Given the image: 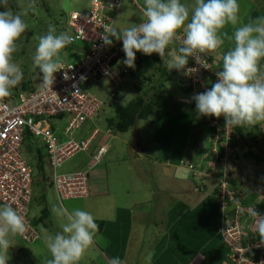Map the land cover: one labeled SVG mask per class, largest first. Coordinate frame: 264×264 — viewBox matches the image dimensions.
<instances>
[{"label":"rangeland","instance_id":"1","mask_svg":"<svg viewBox=\"0 0 264 264\" xmlns=\"http://www.w3.org/2000/svg\"><path fill=\"white\" fill-rule=\"evenodd\" d=\"M30 2L31 0H9V9L14 13L21 14L28 25L24 34L17 41L18 51L14 54L13 59L21 66L24 72L22 81L32 79L34 83L38 84L42 82V76L39 68L33 67V56L35 55L39 38L47 34L49 25L55 26L57 34L60 32L70 34L71 30L67 24L68 17L73 11L86 10L89 0H35L34 7L29 8ZM182 3L187 4L191 8L194 5V0H182ZM238 3L240 5L242 23H247L258 16H264V0H238ZM0 11H4V9L0 7ZM122 14L123 10L118 14L113 28L118 30L125 28L123 26L124 23L120 24ZM122 16L124 17V15ZM226 30L231 34L233 29L229 26ZM78 46L85 48L86 45L78 43ZM232 46L230 42L225 40L220 53H223V48L229 50ZM70 53L75 55L74 51ZM71 54L67 53L64 58L62 55V59L69 60L72 58ZM219 67H222V62H219ZM260 69L261 72H264V61H261ZM180 75L182 73L178 71V74L176 73L172 77L171 84L161 82L162 86H158V77H156L155 87L158 90L164 88L162 89L163 96L157 100L156 108L171 113L170 119L172 120L179 117L178 112L183 111L178 106V103H174L177 97L181 95L188 96V92H184L180 85ZM88 87L89 91L104 101V108L100 110L93 121L103 129L111 128L108 126V120L116 116L115 105H126L137 95L134 86L126 83L114 88L106 78L102 80L90 79ZM110 89L115 90L117 96L113 97L109 93ZM12 90L14 92L19 91L16 89ZM189 100L191 105L196 106L190 95ZM181 117H184V115L181 114ZM186 117H190V115ZM168 125H173L174 128L165 127V122L160 121L158 125L152 127L153 125L150 124L149 120H142L127 132L119 133L114 130V139L110 140L108 138L107 140V143L110 140L112 146L109 156L115 158L113 163L112 161L108 163V178L107 176L106 178L107 186L110 189L109 193L97 191L88 198L58 201L55 198L54 190L48 188L47 204L52 210L53 227L46 228L41 223H37L35 227L39 232L40 238L35 242L27 243L18 235L14 237V245L9 249L8 253V264H46V261L51 259V253L44 243V236L47 233H55L56 230L61 231V225L65 222V218L60 215V209L62 208L68 211L76 208L86 210L93 214L96 218V223L100 221L108 227V234L106 232L97 233L95 242L97 246H93L87 252L93 256V260L90 259L91 261L88 263L80 261V264H109V261L114 257H120L126 261V264H149L145 259L149 252L153 253L150 264H179L180 259L174 257L175 253L181 255V264H187L191 253L192 255L196 254L197 251L195 249L203 244H207L203 250L205 255L212 254L213 250L219 247V242L216 238L209 242L207 241L205 227L210 226L209 224L213 226L215 223L201 218L198 213L202 209L193 213L187 208L182 214L181 205L184 199L186 204L190 203L191 207L207 199L211 189L218 184L215 177L216 174L206 171L210 168V165L204 157L205 150L204 152L201 150L203 153L198 152L197 156H194L192 161L190 160L193 165L205 166V171L194 170L185 164L188 161L187 155L192 150L191 141H187V138L192 137L189 122L187 123L186 120L183 123V119H181V129L174 123H169ZM260 125L264 131V123ZM91 126V122L86 123L83 129L76 133V136L78 138L86 137L88 135L87 131L90 130ZM174 131L177 133L175 137H173ZM166 133H171V135H167L168 137L164 136ZM155 137L159 139L156 138L157 140H155ZM259 137L262 147H256L251 151H254L262 161L258 163L254 158H251L250 154L247 157L242 154V158L234 161V165L231 166L233 174L230 177L234 179V190L243 191L247 195L248 200H253L254 202L264 199V138L262 136ZM139 138L141 141L138 140ZM161 138L163 140L158 145ZM205 138L206 135L202 136L201 141L203 146L208 147L210 142L205 140ZM204 140L205 143L203 142ZM100 142L101 137L94 142L91 152ZM184 143H186L185 151L181 148ZM143 148L144 151H142ZM247 150L249 151V147L244 148L245 152ZM182 151L184 152L182 153ZM135 152H141L143 155L149 156V158L141 160L139 163L135 162V165L133 163L129 164L132 159H136L135 155L137 154ZM23 153L34 169L35 195L30 206V217L35 219L41 216L40 211L45 206V203L41 202L38 196L44 189L43 176L40 175V169L35 160L36 153L28 151V149H24ZM41 153L43 159H45V148H41ZM180 154L183 156V160L177 161L176 157H179ZM130 155H134V157L131 158ZM156 156L165 159L170 158V162L165 166L159 159L156 160ZM89 157L90 154L88 153H79L64 162L58 168V172L65 173L80 169L88 163ZM126 158L129 161H126ZM93 163L94 160H91L90 164L92 165ZM172 164H175L174 168H172L174 166ZM45 171H48V166L45 167ZM194 174L195 178L192 177ZM100 180L104 179L101 177ZM203 185L205 188H203ZM55 200L57 201L55 202ZM140 201L143 205L133 206V202ZM203 206L206 205L204 204ZM212 207L214 211L215 207ZM212 207L210 208L212 209ZM132 216L134 218L130 219ZM260 219L263 218L260 217ZM127 221H142V223L134 224L133 227H130ZM186 222H188V225ZM130 228H133L132 231ZM186 228L189 232L183 230V233H179V230H186ZM254 230L255 227L248 230L246 236L253 234ZM183 236H188L184 242L180 239ZM255 245L258 246L261 243L257 242ZM218 259L219 257L212 259L213 262L210 264H219ZM204 260L200 261L199 259L202 262L201 264H206L208 257ZM195 264H198V261Z\"/></svg>","mask_w":264,"mask_h":264},{"label":"clouds","instance_id":"2","mask_svg":"<svg viewBox=\"0 0 264 264\" xmlns=\"http://www.w3.org/2000/svg\"><path fill=\"white\" fill-rule=\"evenodd\" d=\"M8 4L9 0H0V7L4 9L0 11V98L10 96L12 89L16 88L24 77L21 66L13 57L18 51L17 41L28 25L21 14L9 9ZM34 4L35 0H31L29 8L34 7ZM240 11L238 0H194L191 8L182 3V0H144L142 22L119 30L105 27V43L111 45L112 38L123 42L125 53L123 63L129 67L127 77H130L131 68L135 67L137 52L147 56L158 54L169 70H183L188 65L189 58L208 68L205 57L211 54L217 66L213 54L222 48L227 40L233 46L222 55V67L216 72L217 80L205 92L196 94L191 99L195 101L196 110L201 116H214L217 119L223 116L226 128L253 127L264 123V72L260 69L261 61H264V16L242 23ZM229 26L233 29L231 34L226 30ZM73 40L74 37L67 32L57 34L53 25H49L47 34L39 38L33 56V67L39 68L43 74L45 86L53 84L55 73L63 69L62 54L67 55L64 49L73 43ZM177 42L179 46H176ZM122 82L114 85L110 81L114 87H118ZM91 123L92 126L87 132L98 127L102 130L110 129L112 133L109 135L101 133L98 136V139L103 138L100 144L107 146L102 162L91 165L93 159L89 157L84 168L72 171L88 170L90 193L86 197L77 198H88L92 194L91 171L105 162L109 152L107 140L114 137L112 127L103 129L96 122ZM37 148L39 147L30 150L36 153L35 160L38 166ZM92 152L90 150L88 154ZM45 161L50 166L46 158ZM50 171L52 183L50 188L54 190L59 201L53 184L51 166ZM34 195L33 185L31 204ZM60 215L65 218L61 231L47 233L44 236V243L51 253V259H48L46 264H80L84 255L95 245L99 223H96L92 213L79 208L71 211L62 208ZM253 215L260 219L259 213L254 212ZM244 216L246 221L252 218V215L247 213H244ZM29 218L33 220L30 217V208ZM227 218L233 216L227 215ZM225 220L224 217L219 228L221 236ZM27 230L25 218L17 208L11 203L0 206V264H8L9 249L14 245L13 238L25 235ZM260 234L264 238V223L260 224ZM222 239L224 242L223 236ZM152 255L153 253L149 252L145 258L149 264ZM229 262L231 263L230 259ZM109 264H126V261L114 257Z\"/></svg>","mask_w":264,"mask_h":264},{"label":"built area","instance_id":"3","mask_svg":"<svg viewBox=\"0 0 264 264\" xmlns=\"http://www.w3.org/2000/svg\"><path fill=\"white\" fill-rule=\"evenodd\" d=\"M137 1L92 0L88 9L73 11L67 24L74 40L66 48L77 46L75 57L62 60L63 69L55 73L53 84L45 86L42 75V82L35 90L21 93L12 90L10 96L0 98V205L11 203L24 216L28 230L25 235L18 236L27 243L35 242L40 235L29 218L35 175L23 153L27 149L25 139L30 136L34 141L37 140L35 147L45 148V158L52 169L53 184L59 201L89 195L88 170L59 173L58 168L79 153H90L94 141L101 133H112L110 129L95 127L86 137L76 136L86 123L94 121L103 106V102L88 90V81L106 78L118 85L129 74V67L123 63V42L112 40V44L107 45L105 27H114L124 3L137 4ZM78 43H84L85 48H80ZM176 46H179V42ZM205 59L208 68L189 58L188 65L183 69L184 81L191 98L205 92L217 80L218 69L211 54ZM204 118L210 127L215 128L212 137L206 136L215 154H218L219 141L225 138L226 159L233 151L227 145L234 128L225 127L223 116L219 119L214 116ZM106 152L107 146L100 144L90 157L94 163H100ZM190 168L193 169V166ZM218 196H221L223 211L228 206V199L236 207L233 218L224 215L226 220L221 228L230 261L234 264H264L262 257L255 261L247 256L257 245L244 244L241 221L244 213H254L253 208L242 206L226 182L220 186ZM252 217L256 218L254 215Z\"/></svg>","mask_w":264,"mask_h":264},{"label":"trees","instance_id":"4","mask_svg":"<svg viewBox=\"0 0 264 264\" xmlns=\"http://www.w3.org/2000/svg\"><path fill=\"white\" fill-rule=\"evenodd\" d=\"M75 48H77V46H71V47L65 48L64 52L71 54L70 52L74 51V54H75V51H76ZM64 57L65 56L63 55V58ZM74 57L75 55H72V58ZM62 60H66V59H62ZM216 68L220 70L221 67L218 68L216 66ZM42 75L43 74L41 73V76ZM97 80H100V79H97ZM39 85H37V83H34V80L29 79V80L22 81L20 85H18L14 89L19 90L16 93L28 92V91L35 90ZM109 93L113 95V97L117 96V94L115 93V90L113 89H110ZM158 94H159V90H156L153 93V95L148 96V97H143V96L135 97L134 99L129 101V103H127L126 105L116 104L115 105L116 116L115 118L108 120V126L112 127L114 130H116L119 133H124V132L129 131L136 124H138L139 121L149 120L153 124L152 127H154V124L156 122L154 123V121H151L149 119V116L156 109ZM195 121H199L198 122L199 124H195V127H197L196 129L191 128V131H192L191 148L192 150H191V153H188L187 155L188 161H186L185 164L188 165V167L193 166L194 170H201L202 172L205 171L204 169L205 166L193 165V163L191 162L193 157L197 156L198 152L203 153L205 150L204 157L207 160V163L210 165V168H208L206 171H208V173L212 172L216 174L215 177H216L218 184L215 185L213 189H211V193L207 196V199L199 203L194 208H191L190 210L191 212L195 213L196 211L198 212L199 209H202L201 211L202 213L201 212L198 213L200 214L201 218H204L206 221H213L215 223V225L213 226L211 224H209L210 226H206L205 233H206L207 241L209 242L210 240H213L216 238V240H218L219 242V247H216L213 250L212 254L207 255V257H209V259H217L219 257L218 260L219 262H221V264H228V263L223 262L225 260L226 262H229V258H227L226 256V254L228 253V247L223 242L219 228H220L221 222L223 221L224 215L227 214L230 217L235 216L236 207H235V203L232 200L228 199V206L223 211L222 206H221V196L220 197L218 196V192L220 191V186H222L223 182H226L228 187L231 190L232 189L234 190L233 188L234 179L230 178L231 174H233L231 171V166L234 165V161H237L238 159L242 158L241 157L242 154H244L245 157H247L250 154L252 156L251 158H254L258 163L262 161L261 159H259L260 157L258 158V155L255 154L254 151H251V150L256 147H260V148L262 147L261 139L259 136H262L264 138V131L260 124H257L256 126H253V127L234 128L232 137L227 145V147L233 148V151L230 152L227 158L225 159V156L227 155V152L225 150L226 149L225 138H222V140L219 141L218 154H215L212 151L211 143L210 145H208V147H205L203 146V143L201 141V138L204 135L206 136L208 135L212 137L214 135L215 128H212L209 126V123L204 118V116L200 115V119H196ZM205 140L209 141L208 138H205ZM205 140L203 141L204 143H205ZM25 141H26V147L27 149H29L28 151H31L30 148L31 149L35 148V141H37L36 139L34 141L32 137L28 136L25 139ZM245 147H249V151L247 150L245 152L244 151ZM41 148L42 147L37 148V156L39 159L38 167L40 169V175L43 176L42 183H44L43 184L44 189L38 196L41 202L45 203V206L40 211L41 216L31 221L34 225H37V223H41L46 228H51L53 227L52 215H51L52 210H51V207H49L47 204V189L52 186L51 179H49L50 178L49 173H51V171H50V166L46 164L45 159H43L42 157ZM46 166H48L47 172L45 171ZM192 177L195 178L196 177L195 174L192 175ZM206 179L208 180V178ZM233 192H234L235 199L239 201L242 206L252 207L253 211L255 213H259L260 214L259 217L263 218L259 220V219L252 217L249 221H246L245 220L246 216H243L241 222H242V227L244 230V237H245L244 244L248 245V244H255L257 242H260L262 245V246H257L256 248H252L249 251V253H247V256L255 261H259L261 257L264 259V238L261 237L260 228L257 229L258 221H260V224L264 223V199L259 202H254L253 200H248L247 195L241 190L238 191L236 189ZM204 204L206 206H203ZM212 206L215 207L214 211H213ZM210 207H212V209ZM186 224L188 225V222H186ZM98 225L100 229L102 227L101 223H99ZM254 227H256L254 230V233L247 237L246 236L247 231ZM183 230L186 232H189V230L186 228V230L185 229L179 230V233L180 232L183 233ZM185 237L187 239L188 236H185ZM229 264H234V263L229 262Z\"/></svg>","mask_w":264,"mask_h":264},{"label":"crops","instance_id":"5","mask_svg":"<svg viewBox=\"0 0 264 264\" xmlns=\"http://www.w3.org/2000/svg\"><path fill=\"white\" fill-rule=\"evenodd\" d=\"M102 1H106V0H102ZM91 2H92V0H89L88 5L85 9H88L90 7ZM143 8H144V0H138V4H135L132 2L124 3L122 5L119 13H118V14H120L121 10H123L122 15H124V17L121 15L120 24L124 23L123 26L125 28H127V27L134 25V24L141 23L142 18H143ZM112 40H115V38H112ZM220 49H218L217 52L215 54H213V58H214L215 62L217 63L218 68H219V62H222V58H221L222 55L226 51H228V49L223 48V53H220ZM166 59H167V57H166ZM179 71L182 73V75H180V78H179L180 85L182 87V90L187 93L188 87L186 86L185 81H184L183 70H179ZM176 73L178 74V70H176V69L169 70L166 63L164 62V60L158 54L153 53L151 56H147L141 52H137L136 53L135 67L131 68V76L127 77L125 79V81L121 83V85L128 83V84H130V86H134L136 93H137L136 97H138V96L148 97V96L153 95V93L156 90H158V88L155 87L156 82H157L156 77H158V86H162L161 82H167V83L171 84V81L173 79L172 77L174 75H176ZM39 84L40 83H38L37 85H39ZM121 85H119V87ZM163 87H164V85H163ZM162 89H164V88L159 89V94H158L157 100H159L163 96V92H162L163 90ZM185 99H188V96L181 95V96H178L176 101L174 102L176 104L178 103V106L183 109L182 112H178L179 117H177L175 120L170 119L171 113H169L167 111H163L162 109L156 108L155 111L149 116V119L151 121H154V123L156 122L154 124V127L156 125H158V122L160 121V122H165V127L174 128L173 125H168L169 123H174L175 125L179 126V129H181V119H183V123L187 120V123L189 122V124H190V128L196 129L197 127H195V124H199L198 123L199 121H195V120L200 119V114L197 112L196 106L189 104V102L186 101ZM179 110H181V109H179ZM191 113H192V118H191ZM161 114H164V115L161 116ZM181 114H183L184 117H181ZM187 115H190V117H186ZM195 116H196V118H195ZM150 124L153 125L151 122H150ZM159 126L162 127L161 125H159ZM176 134H177L176 131H174L173 137H175ZM162 135H164V134H162ZM167 135L170 136L171 133L170 134L166 133L164 136H167ZM156 138L159 139L158 137H155V140H157ZM104 139H106V138L104 137ZM191 139H192V137L187 138V141H191ZM101 140H103V138H101ZM110 140L108 142L109 143L108 144L109 152L106 155L105 162L103 164L96 166L91 171L92 194H94L97 191H100V193H105V192L109 193V191H110L109 187L107 186V184H108L107 183V178H108L107 174H108V169H109L108 163H110L111 161L113 163L115 161L114 157L109 156V154L112 151V146H111ZM138 140L141 141L140 138ZM162 140L163 139L161 138L160 142H158V145L161 144ZM168 140H171V139H168ZM185 146H186V143L181 145V148L184 151L186 150ZM181 148H180V150H181ZM142 151H144V148ZM184 151H182V153ZM135 153L137 154V155H135L136 159H132L129 162V164L133 163V165H135V162L139 163V162H141V160H146L147 158H149V156L143 155L141 152H135ZM130 157L133 158L134 155H132V156L130 155ZM158 159L165 166H167L168 163L170 162V160H169L170 158L165 159V158H162L160 156H156V160H158ZM176 160L177 161L183 160V156H181V154H180L179 157H176ZM126 161H129V159L126 158ZM172 165H174V166H172V168H174L175 164H172ZM177 165H180V164H177ZM175 171H174V173H175ZM171 172H172V169H171ZM106 176H107V178H106ZM174 176L176 177L175 174H174ZM101 177L104 180H100ZM203 188H205L204 185H203ZM200 190H202V188H200ZM55 198H56V194H55ZM56 201L57 200H55V202ZM180 202H182V201H180ZM132 204L134 207L143 205V203L141 201L140 202H133ZM198 204H199V202L191 207L190 203L186 204L185 199H184V201L181 205L182 209H183L182 214H184V212L187 210V208L188 209L194 208ZM133 218L134 217L132 216V218H130V219H133ZM99 223H101L102 227L99 229L98 233L100 232V234H101L102 232H106L108 234V227L104 223L102 224V222H100V221H99ZM138 223H142V221H127V224L130 227H133L134 224H138ZM257 223H258V226H257V229H258V228H260V225H259L260 221H258ZM130 229L132 231L133 228H130ZM178 237H180V236H178ZM180 239L182 242H184L186 237L183 236V238H180ZM205 245H207V244H203L202 246H199L198 248H196L195 249L197 251L196 254L192 255V253H191V256L189 257L187 264H195L196 261H198V264H201L202 262H200V261L207 258V256L205 255V253L203 251L205 249ZM94 246H97V244L95 243ZM87 254L88 253H86L84 255V257L81 259V261L88 263L91 260H93V256L90 254H88V255ZM226 256H227V254H226ZM174 257H177L178 259H180V262H181V260H182L181 255H177L175 253ZM199 259H200V261H199ZM208 259H209V257H208ZM180 262H179V264H181ZM212 262H213V260L209 259L206 264H210ZM93 263H94V261H93ZM225 263H227L226 260H225ZM182 264H184V263H182ZM219 264H221V262H219Z\"/></svg>","mask_w":264,"mask_h":264}]
</instances>
